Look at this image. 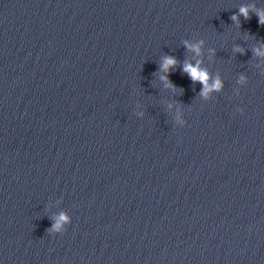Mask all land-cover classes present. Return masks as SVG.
Instances as JSON below:
<instances>
[{"label":"water","instance_id":"obj_1","mask_svg":"<svg viewBox=\"0 0 264 264\" xmlns=\"http://www.w3.org/2000/svg\"><path fill=\"white\" fill-rule=\"evenodd\" d=\"M253 7L0 0V264H264Z\"/></svg>","mask_w":264,"mask_h":264},{"label":"clouds","instance_id":"obj_2","mask_svg":"<svg viewBox=\"0 0 264 264\" xmlns=\"http://www.w3.org/2000/svg\"><path fill=\"white\" fill-rule=\"evenodd\" d=\"M248 7H241L239 9V14L242 15L245 19H249L248 12H249ZM251 10L256 11L255 8L253 7ZM256 15L258 17V22L260 25L264 26V11H256ZM231 19L236 22L238 21V17L236 15H233ZM202 44V41L200 42ZM184 46L190 50L194 51L197 54H199L200 51V44H189L187 41L184 42ZM235 51L243 52L242 49L237 48L234 49ZM254 54L257 56H264V48L262 49H254ZM176 60L173 57L170 56H165L163 58V61L161 63V69L166 73L168 72L169 68L173 67L176 65ZM183 71L188 74L190 79L193 82H200L203 85V89L201 91L202 96H207V93L211 90H219L222 87V84L220 80L217 78L211 85L208 84L209 80V75L206 70L200 69L199 68V63H197L196 66H193L190 63H185L183 65ZM162 80H166V77H161ZM238 111L242 112L243 109H239ZM68 217L65 216L64 213H61L58 217L55 218V223L52 225V228L49 230L50 232H55V233H62L63 228L62 225L64 223H67Z\"/></svg>","mask_w":264,"mask_h":264}]
</instances>
